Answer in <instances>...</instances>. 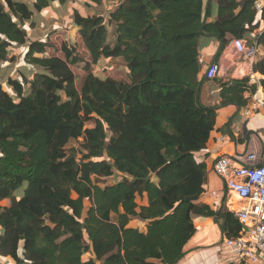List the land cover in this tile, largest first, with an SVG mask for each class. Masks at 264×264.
<instances>
[{
    "label": "trees",
    "instance_id": "trees-1",
    "mask_svg": "<svg viewBox=\"0 0 264 264\" xmlns=\"http://www.w3.org/2000/svg\"><path fill=\"white\" fill-rule=\"evenodd\" d=\"M28 1L0 0V72L16 62L21 47L22 61L33 69L30 81L25 74L8 78L12 92L0 84V258L177 264L196 233L193 214L221 217L223 233L237 237L233 215L196 204L207 183L198 154L216 124V108L199 101V41L215 38L219 56L232 40L252 44L261 0H88L115 5L108 20L77 9L69 19L89 62L75 45L49 56L51 36L29 38L35 13L56 16L70 0ZM256 44L264 49V34ZM103 60H122L128 82L95 75L93 66ZM79 64L86 72L80 89L71 68ZM253 72L264 76V60ZM248 82L224 84L220 104L247 106ZM81 139V150L68 149ZM145 196L148 205L141 207L137 199ZM135 219L148 223L146 233L129 227Z\"/></svg>",
    "mask_w": 264,
    "mask_h": 264
},
{
    "label": "crops",
    "instance_id": "crops-1",
    "mask_svg": "<svg viewBox=\"0 0 264 264\" xmlns=\"http://www.w3.org/2000/svg\"><path fill=\"white\" fill-rule=\"evenodd\" d=\"M58 7L59 4L55 5L54 9ZM215 16L216 12L213 11L209 20L212 21ZM43 17L45 18V16ZM255 25H258V28L252 35L251 47L248 46V41L244 40L252 54L250 56L237 52L233 46V40L220 56L221 44L215 38L203 36L199 41L201 62V71L198 77L200 82L199 101L204 107L216 108V124L206 149L198 154L199 160L206 166L207 183L204 194L196 204L197 206H207L215 213L228 212L233 215L234 211L239 210L243 205L236 197L230 196L225 191L222 180L214 173L213 167L216 160L221 156H228L241 163L242 158L250 151L264 152V113H254L250 117L245 115V111L250 109L252 95L259 90L264 92V87L260 84L264 76L253 72L254 64L264 60V49L256 44V38L264 34V9L262 12H258ZM21 48L25 51L24 47ZM214 63L218 64L220 68L219 75L213 80H208L206 72L209 66ZM245 79H249V88L244 94L248 105L245 107L222 106L220 104L222 86L227 83L236 84V82ZM252 88H256L255 93L251 92ZM137 203L141 207L147 206L148 199L146 196L138 198ZM8 204L9 202L5 201L1 205L8 206ZM192 219L196 233L185 246V254L177 264H222L219 255L221 243L224 239L230 238L222 231L223 219L218 216L199 214H193ZM129 227L146 233L148 223L135 219L130 222ZM0 261L2 264H8L9 259L0 258Z\"/></svg>",
    "mask_w": 264,
    "mask_h": 264
},
{
    "label": "built area",
    "instance_id": "built-area-1",
    "mask_svg": "<svg viewBox=\"0 0 264 264\" xmlns=\"http://www.w3.org/2000/svg\"><path fill=\"white\" fill-rule=\"evenodd\" d=\"M263 9L264 0L255 4L257 12ZM233 46L240 54L250 56L244 40H233ZM219 72L218 64L214 63L209 66L206 78L213 80ZM254 113H264L263 91L259 90L252 95L250 109L245 111L246 117ZM213 170L222 180L225 191L243 204L233 214L240 225V233L221 243V263L264 264V152L250 151L241 163L228 156H221L214 163Z\"/></svg>",
    "mask_w": 264,
    "mask_h": 264
},
{
    "label": "rangeland",
    "instance_id": "rangeland-1",
    "mask_svg": "<svg viewBox=\"0 0 264 264\" xmlns=\"http://www.w3.org/2000/svg\"><path fill=\"white\" fill-rule=\"evenodd\" d=\"M29 2L28 0H23ZM115 5L118 4V0L113 2ZM113 3L104 2L102 5H91L88 0H70L67 8L68 10L65 13V10L57 11L56 16L51 13V15L45 13V18L42 16L38 17V14L35 13L37 19V27L35 29L29 30V38L31 40H46L47 36L49 38L50 48L48 49L47 54L49 56H62L61 48L63 45L77 46V53L83 62H89L90 57L82 41L79 38L78 30L71 25L69 19L71 18L73 11L75 9L79 10L84 16H94L102 15L107 20L109 19V12L115 6ZM65 14V15H64ZM55 16V17H54ZM54 17V18H53ZM55 18H60L59 20H54ZM57 30V31H54ZM110 42L113 41V32L112 29H109ZM249 44L248 46H250ZM25 51L22 48H18L15 51L16 62L14 64H4L2 65V71L0 72V84L3 85L4 89L12 92L7 86L8 78L21 80L23 74L26 75L27 80H31L33 69L31 66L27 65L22 61V56ZM83 64L73 65L71 68L74 74L77 76L76 85L80 89L83 78L86 76L84 71ZM92 72L102 79L112 78L117 81L128 82V69L126 64L122 60H103L97 66H93ZM29 88V85L27 86ZM93 124L90 123L88 128H92ZM82 139L79 141H73L69 144L68 149L81 150ZM117 179L111 180L110 184H114ZM28 190V186L24 185L19 188L16 192L18 198L23 197ZM86 207H90V203L86 202ZM0 264L1 261H0Z\"/></svg>",
    "mask_w": 264,
    "mask_h": 264
}]
</instances>
